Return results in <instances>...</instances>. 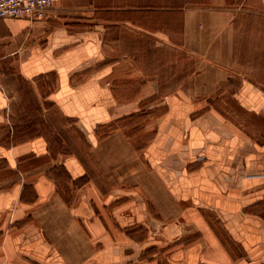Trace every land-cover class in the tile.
I'll use <instances>...</instances> for the list:
<instances>
[{
    "label": "crops",
    "instance_id": "crops-1",
    "mask_svg": "<svg viewBox=\"0 0 264 264\" xmlns=\"http://www.w3.org/2000/svg\"><path fill=\"white\" fill-rule=\"evenodd\" d=\"M164 1L0 19L43 110L19 127L0 72V264H264V89L236 80L239 10Z\"/></svg>",
    "mask_w": 264,
    "mask_h": 264
},
{
    "label": "rangeland",
    "instance_id": "rangeland-1",
    "mask_svg": "<svg viewBox=\"0 0 264 264\" xmlns=\"http://www.w3.org/2000/svg\"><path fill=\"white\" fill-rule=\"evenodd\" d=\"M231 1L236 4L234 8L239 10L235 22L236 80L240 78L247 79L257 83L264 89V9L259 7L257 0ZM167 2L169 4L171 0H167ZM179 2H183V0H179ZM0 72L4 74V79L11 85V89L19 88L21 95L22 92L24 93V104H20L23 113L16 114L17 121H20L16 124L27 131L30 130L29 133L38 131L40 121L43 120L41 119L43 110L34 101L33 97L27 102L29 98L27 83L18 77L16 61H13L11 56L3 57L0 53ZM233 105L234 103L218 102L215 107L220 109L221 106L222 109L234 110ZM136 122L139 123V120H136ZM69 128L72 129V127ZM75 135L79 140V134L75 133Z\"/></svg>",
    "mask_w": 264,
    "mask_h": 264
},
{
    "label": "built area",
    "instance_id": "built-area-1",
    "mask_svg": "<svg viewBox=\"0 0 264 264\" xmlns=\"http://www.w3.org/2000/svg\"><path fill=\"white\" fill-rule=\"evenodd\" d=\"M58 0H0V19H25L32 24L44 19Z\"/></svg>",
    "mask_w": 264,
    "mask_h": 264
}]
</instances>
